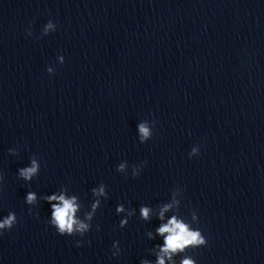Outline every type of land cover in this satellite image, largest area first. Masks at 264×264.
<instances>
[{"label": "clouds", "instance_id": "obj_1", "mask_svg": "<svg viewBox=\"0 0 264 264\" xmlns=\"http://www.w3.org/2000/svg\"><path fill=\"white\" fill-rule=\"evenodd\" d=\"M57 25L49 20L47 24L43 27L42 36H47L48 34L55 32ZM31 31L28 32V35H31ZM61 64L64 63V57L60 55L58 57ZM49 74H53L54 70L52 67L47 68ZM138 131L140 134L141 142L149 139L152 136V131L149 126V122L145 121L138 125ZM200 148L198 145L193 146L188 153L189 158L198 156ZM9 154L15 155V149H9ZM40 162L33 155L30 158V166L22 167L18 169L19 178H22L25 181H31L34 176H36L40 170ZM125 165L121 163L118 166L117 171H123ZM135 175V173H134ZM3 179V176L0 175V180ZM92 192L95 196L100 197L105 195V186L102 183L98 189H92ZM44 199L50 204V219L48 223L55 228L56 232L61 236H79L84 237L92 227V220L97 212V209L100 207V200H96L91 204V210L86 211L81 215V205L78 203L75 196L67 197L64 194L59 195H50L44 197ZM26 203L28 205H35L37 203V196L35 192H28L26 196ZM179 201L173 200V204H178ZM173 204L165 205L160 213L159 218L164 219V213L172 208ZM151 209L148 207H142L140 209L141 217L145 220L149 218ZM31 212V208L29 209ZM117 213L124 212L123 205H120L116 208ZM193 219H195V213L193 214ZM17 216L15 212H9L7 216L3 219H0V236L4 232L12 230L17 224ZM128 223L127 220L120 221V227L123 228ZM97 231H99V225H97ZM157 233L164 237V245L160 248L158 253L157 264H165V258L169 261H172L173 255L177 253L184 252L189 246L193 248H199L201 246H206L208 241L200 229H192L189 224L185 223L183 220L178 219L176 216H173L168 220L167 223L162 224L157 230ZM90 243V241H89ZM118 241H114L112 248H117ZM76 246H81V241L76 242ZM120 250L112 251V256H118ZM141 264H149L147 260L141 261ZM173 264L175 262L173 261ZM180 264H196V260L190 257H185L181 260Z\"/></svg>", "mask_w": 264, "mask_h": 264}]
</instances>
